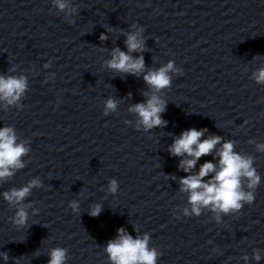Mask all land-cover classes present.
<instances>
[{
    "label": "clouds",
    "instance_id": "9594fccd",
    "mask_svg": "<svg viewBox=\"0 0 264 264\" xmlns=\"http://www.w3.org/2000/svg\"><path fill=\"white\" fill-rule=\"evenodd\" d=\"M53 2L60 11L68 8L67 0H53ZM142 31V28H138L135 32L128 33L125 40L127 52L118 47L113 48L111 59L106 61V66L118 73L136 76L144 73L143 79L151 89V94L144 93L145 96H148L146 102L131 105L128 111L135 113L138 117V130L143 129L147 132L167 124V121L161 117V114L165 111L167 101L157 93L171 86L172 77L169 73L177 70L174 68V63L169 61L159 69L145 72L143 56L133 57L130 55L133 52L144 51ZM100 39L102 41L106 40L107 36L102 33ZM253 75L257 83L264 84V68L258 69ZM26 89V77L0 75V101L5 102L7 105L17 104ZM116 109V100L109 98L105 101V115L114 112ZM206 131L207 129L197 130L196 128L185 130L169 146L168 151L171 155L182 157L178 167L185 173H191L201 157L211 155L216 150V146L221 144V136L210 135L202 139ZM234 148L233 141L223 142L221 147L216 150V156L219 158L218 164L205 161L200 165L197 173L186 175L180 179V191L189 194L188 204L191 206L192 215L198 217L201 215L202 208H208L216 214L215 220L220 222V214L229 215L239 212L245 204L250 205L254 202V192L261 181L260 175L253 166L254 158L250 155H241ZM256 149L264 152V143H257ZM28 152L29 148L24 142H17L13 127L0 128V180L11 177L14 174V169L23 168L22 157L27 155ZM210 174L213 175L205 181V177H209ZM39 186L40 181L33 179L25 186L18 189L13 188L3 193L5 201L17 205L13 220L15 225H27L28 213L26 207H31V205L26 206L23 201L30 195L33 188ZM118 187V182L113 179L109 182L108 191L115 194ZM70 207L74 212H78L79 202H70ZM101 211V205L96 204L90 208L89 215L96 217ZM184 214H190L188 208L184 209ZM117 233V238L109 240L104 248L110 264H157L160 253L155 248H149L150 237L147 233L136 238H133L123 228L117 229ZM49 256V264H65L67 250L53 248L50 250ZM0 257L5 261L9 258L7 253H0ZM244 259L247 260L248 257L245 256ZM253 259L256 261L261 259L259 250L254 251Z\"/></svg>",
    "mask_w": 264,
    "mask_h": 264
}]
</instances>
